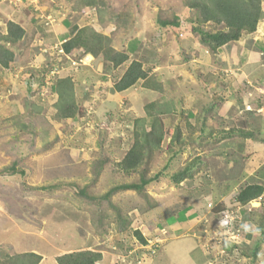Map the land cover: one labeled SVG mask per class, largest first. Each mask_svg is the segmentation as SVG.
<instances>
[{
  "label": "rangeland",
  "instance_id": "1",
  "mask_svg": "<svg viewBox=\"0 0 264 264\" xmlns=\"http://www.w3.org/2000/svg\"><path fill=\"white\" fill-rule=\"evenodd\" d=\"M104 1L106 5L94 12L103 29L114 24L109 29L111 32L124 29L129 30L131 38L136 35L134 33L139 37L138 34L149 28L160 29L156 21L159 12L164 10V18L179 17L180 27L171 31L183 40L184 47L190 48L186 49L187 52L191 49L195 51L194 55L188 52L191 57L186 61L177 46L173 54L174 64L158 75L163 78L165 93L171 100L170 105H162V109H175L164 119L166 130L162 149L149 161L147 175L161 172V176L146 186V195L136 190H121L105 197L118 184L140 180V173L125 174L117 165L131 146L132 141L128 143L132 140L130 134L136 127L132 123L135 114H130V109L126 110L125 103L118 107L108 101L84 104L81 106L82 114L75 121H62L56 118L58 101L53 103L48 99L52 84L50 87L45 84L41 88L44 92L39 94L41 98L34 101L38 103L28 101L32 107H27V110L38 112V116L33 117L29 112L23 116L17 114L16 109L22 101H14L15 92L12 89L7 94L8 89L1 87L0 254L34 251L42 254L43 258L46 256L43 264H58V256L85 250L102 254L110 252L112 262L121 264H258L242 252L250 251L256 243L248 238L247 233L256 232L261 219L259 213L264 206L253 214L246 209L247 214H243V208L234 210L236 219H231L227 225L225 218L206 208L205 201L209 199L218 205L224 203L220 200L227 195L230 185L223 184L224 178L230 179L231 185L235 186L241 176L247 174L248 167H258L261 160L254 159L256 145L250 144L235 131L228 133L230 128H245L257 133L258 128H264V120H258L263 118L262 115L247 111L251 115L249 120L246 113L231 119L224 118V110L231 102L222 104L227 99L226 94L216 91L210 84V81L217 80L210 68H220L224 56L220 51L217 55L206 50L200 56L196 54L202 46L186 20L194 11L186 6L185 0ZM47 2L53 9L64 10L74 22L94 17L85 16L80 0ZM11 6L18 9L14 4ZM113 14L124 17L121 27L114 20L110 21ZM207 28L213 29V25ZM255 33L243 35L248 50L255 46L256 49L264 48V18ZM188 37L191 41L187 43ZM143 40L148 41L147 38ZM239 55L242 60L245 58L242 52ZM262 56L263 60L258 62L264 66V52ZM237 61L238 58L232 57L233 65ZM225 62L227 65L228 60ZM256 68L261 70L259 66ZM259 77L264 79V73H260ZM218 79H224V75L218 76ZM248 79L256 89H248L253 94L248 93L246 97L253 99L258 88L264 98L263 86L258 85L263 81L257 83L252 77ZM136 86L138 89L139 83ZM34 90L38 91L36 87ZM262 97L256 98L258 103H264ZM153 99H156V94L150 93L140 101ZM7 104L10 106L7 107ZM246 104V109H250ZM252 116H258V119ZM187 121L193 127L188 126ZM144 122L141 119L138 125L141 127ZM178 127L182 130L183 145L171 144L172 135ZM245 156L249 157L248 161ZM259 156L262 158L264 152ZM196 157L202 158L199 162L201 168L193 169V177L175 183L173 174L184 169ZM97 158L106 160L99 177L93 172ZM263 171L264 165L257 169V177L264 176ZM253 177L247 181H258ZM83 190L86 194L81 193ZM232 193L227 199L233 197ZM187 207L197 209L199 216L192 217L189 209L186 212ZM127 221L131 222L130 228L120 232ZM175 221L186 227L181 229L184 231L177 234L170 232V226ZM197 226L200 232H196ZM235 226L241 229V235L235 234ZM137 229L144 231L148 240L146 246L134 235ZM225 242L237 243L239 248L226 251ZM130 255L135 256L137 261L128 263ZM258 257L257 261L264 258V244ZM103 264H107L106 261Z\"/></svg>",
  "mask_w": 264,
  "mask_h": 264
},
{
  "label": "crops",
  "instance_id": "2",
  "mask_svg": "<svg viewBox=\"0 0 264 264\" xmlns=\"http://www.w3.org/2000/svg\"><path fill=\"white\" fill-rule=\"evenodd\" d=\"M47 1L48 0H23L19 4H16V7L18 9H14V7L11 6V4H9L7 1L5 2L4 0H0V33H7V22L10 20L19 23L26 31L24 39L15 47L17 59L11 62L9 67L0 65V88L2 87L12 89L15 92L13 98L14 101H16L17 99L18 101H22V103L16 108L18 110L17 114L26 116V114L29 112V110H27V107H32L29 105V103H38L34 101L41 98L39 94H42L44 92L43 89L41 90V88L45 86L46 78L48 75H45L44 73V76H42L43 71L46 68L47 64H51V62L55 63L57 57L59 56L55 50V47H61L63 43L73 37V27L75 25L79 26L80 28L88 25L93 26L97 31L105 35L113 37L115 48L127 52L130 56L129 61H127L119 68H114L113 66L106 64L102 58L95 57L89 54V59L91 60L89 64L81 65L78 68L69 67L63 73L64 75H62L61 78H72L75 84L77 103L80 106H83L84 104H91L92 102L97 103L98 101L101 103L103 101H108L109 103H114L117 107L122 103H125L127 105L126 110L130 109V114L132 112L135 114V118H133L132 122L133 126L135 127V121L144 119L145 127L150 130L154 117L147 114V104L156 101L160 105H167L166 102L169 101V98L165 93L166 87L163 82V78H160V76H158L159 73H161L163 69L174 64L173 54L175 53L176 48L178 49V47H180V50L178 51L183 53L184 59H186V61H188L191 57L188 52H190L191 54L195 52L194 49H191L187 52L186 49L189 50L190 48L184 47V44L182 43L183 40L178 39L177 36L174 35L173 31H171V29L174 28H162L160 26V29L157 28L155 30L149 28L148 31L144 30L141 34H138L139 37L136 36L137 33H134L136 35L131 38L130 33H128L129 30L119 29L120 31L118 32L117 30L111 32V30L109 29L113 28L114 24H111L108 29H103L97 17H93V19L91 18L89 20V16L85 15L87 16L88 19L86 20L88 21H86L85 18H80L78 22H74L72 18L68 17L69 14L65 13L64 10L53 9L54 7L50 4L48 5ZM53 2L55 3V1ZM40 3L42 4V6H40ZM55 5L59 6L57 3ZM141 37H143V39L145 40L147 38L148 41L144 42L143 39L141 40ZM186 41L188 43L189 41H191V39L188 37L186 38ZM236 43L238 44H234V42L226 44L219 49L220 53L224 56V63L223 60H220V62L223 63L220 68L211 66L210 71H212L217 76V80L214 79L210 81V84H212L211 86H213L216 91H220L221 93L226 94L227 99L222 104L225 105V103H227L228 101L229 103L231 102L228 108H225V110L223 108L225 119H231L232 117L238 116L240 113H246L245 116H248L247 120H249L251 115H249V112L247 113V110L245 109L246 103L252 105V107L256 109V112L260 111V109L264 111V103H258L256 99L257 97H262L258 92V88L257 91L255 90V98L253 97L252 99L251 97H246L248 93H251V95L253 94L252 91H248V89H256L253 84H249L248 78L250 77L256 79L257 83L263 81L258 85H262V88L264 89V79L262 77H259L260 73L262 75L264 73V66L258 62V60H263L262 53L264 52V48L258 47V49H256L255 46L252 49L248 50L246 47L245 37H242L240 40L236 41ZM201 46V51L198 49V51L196 52V54L199 56L202 55V51H208L205 47H203L202 44ZM44 49H47V52H45ZM239 50H241L243 57H245L243 60L239 55L241 53L239 52ZM194 54L195 53H193L192 55ZM70 55L73 58L81 57L83 55L82 49H77L73 54ZM185 55L187 56L185 57ZM205 55L206 54H204V56ZM232 57L234 59L238 58V61L235 65L231 63ZM134 58L142 60L144 63V68L149 70V75L163 83L162 90L157 91L153 88L145 87V80H141L138 82L140 85L138 89L137 86H133L122 92H118L114 89L115 83L119 78L122 77ZM225 60H228L227 65L225 64ZM69 64L70 63L67 61L66 65L68 66ZM255 66H259L261 70L257 71L258 68H256ZM221 75H224V79L222 80L218 79V76ZM35 87L36 89H38V91L34 90ZM49 89H51V94H48V99H51L49 101L56 103L59 99V95L57 92V85L55 80L53 81L52 88ZM235 91H237L238 93H235ZM150 93L156 94V99L150 101H140L142 100L143 96H150ZM263 93L264 92H262V94ZM256 94L258 95L256 96ZM261 99L264 98L262 97ZM0 106H2L1 102ZM8 106L10 105L7 104V107ZM170 111L174 113L175 109L171 108ZM262 111L258 113L260 114V116L262 115L263 118L258 119V116H256V118L252 116V118L264 120V113H262ZM29 113L33 117L38 116V112L36 111H32ZM166 115L167 114H161L164 119L167 117ZM77 117L64 120L75 121ZM234 120L236 121L237 119L235 118ZM238 126L242 127L241 125ZM258 130V134L252 130L255 134L254 137L246 138V141H250V144L253 143L252 145H256L254 148V159L258 158L261 161L256 169H253V165L247 168V174L241 176L240 179V181L243 180V182L247 181V179L249 180L250 177L254 176L253 178H256L261 183H264V176L259 175L257 177L256 175L257 169L263 167L264 165V156L262 158L259 156L262 152H264V128L260 127L258 128ZM132 134H130L132 140L130 139L128 143H130L131 141L132 143L134 142L135 130L132 132ZM71 139L75 140V138ZM245 157L246 161H248L249 157ZM121 159L117 162L121 161ZM203 170L200 169V171ZM202 174L203 172L201 173V175ZM231 183L232 182L230 179L227 180L224 178L223 184H230L228 188L229 191L232 190L230 188L232 186ZM209 188H211V186ZM222 199H224L225 202L229 201L227 197H223ZM188 212L194 218L199 216V211L195 208L189 209ZM185 222L186 221H184V223ZM190 226H192V228H196V226ZM170 228V232L172 234H177L180 231H184L181 229L186 227L183 226L179 221H175V223H173ZM196 232H200L199 226H197ZM201 246L202 249H204L203 245ZM203 251L205 253V249ZM45 257L42 259L40 264H43ZM105 261L107 264H113L110 252H107V254L104 252L103 259L97 264H103ZM257 263L264 264V258L257 261Z\"/></svg>",
  "mask_w": 264,
  "mask_h": 264
},
{
  "label": "trees",
  "instance_id": "3",
  "mask_svg": "<svg viewBox=\"0 0 264 264\" xmlns=\"http://www.w3.org/2000/svg\"><path fill=\"white\" fill-rule=\"evenodd\" d=\"M264 0H185L186 6L194 11V14L186 18L187 22L191 25V31L198 38L200 43L213 55H217L219 49L226 44L240 40L245 34H252L257 31L259 23L264 18L263 9ZM82 12H86L90 8L104 7L106 2L104 0H80ZM164 10L159 12L157 23L162 28H179L180 21L177 15L173 18H164ZM115 21L118 27L124 23V17L121 14H113L110 21ZM102 21V20H101ZM208 25H213V29H208ZM74 35L71 39L62 44L63 49L68 54H73L77 49L84 50V53L92 54L95 57L102 58L106 64L119 68L127 61L130 56L124 50H118L113 46V39L111 36L105 35L97 31L93 26L73 27ZM25 29L15 21L7 22V33H0V65L9 67L10 63L17 59L15 47L25 37ZM54 65L48 64L44 69L42 76L49 72L50 68ZM145 80L144 86L153 88L160 91L163 89V83L158 79L149 75V70L144 68L142 60L134 58L126 69L121 78L117 80L114 89L118 92L125 91L139 81ZM57 92L59 95L57 106L56 118L58 120L75 118L82 114V108L77 103L75 94V84L71 77H62L56 80ZM171 101H167L170 105ZM163 106L158 102L153 101L146 106L147 114L154 117L152 127L148 130L145 125H138L140 120L135 121V137L132 146L126 151L121 161L117 162L119 169L125 174L140 173V180L138 182L121 183L113 187L105 197L112 196L115 192L121 190H136L137 192L146 195V186L152 182L157 181L161 172L148 176L149 161L152 156L162 149V144L165 139V122L161 114H170L168 109H162ZM187 125H193L187 121ZM238 133L240 137L252 138L254 132L251 130L231 128L229 134L232 132ZM231 133V134H232ZM182 130L177 128L176 132L172 135L171 144H181L183 142ZM181 152V150H179ZM178 152V153H179ZM176 154V153H175ZM202 158L196 157L191 160L188 165L173 174V181L177 184L185 179L193 177V169H199V162ZM106 160L97 158L94 160L93 172L96 177H99L103 171ZM86 194V191H81ZM264 193V184L259 181H251L245 183L240 189L237 199L246 204L250 200L257 198ZM152 205V204H151ZM153 206V205H152ZM190 208H186V212ZM222 209L219 206L217 210ZM120 211V210H119ZM261 216L260 221L256 228V232L247 233L248 238L256 242L250 251H243V255H249L253 263L258 260L259 253L262 245L264 244V207L259 213ZM131 222L127 221L125 227L120 228L121 231H126L130 228ZM134 235L141 240L142 243H147V239L140 230H135ZM229 242L225 243L228 250ZM235 246L239 248L238 244ZM154 254H152L153 256ZM43 256L37 252H21V253H5L0 254V264H40ZM58 264H97L103 259L102 252L85 250L74 251L58 256ZM121 264V263H116Z\"/></svg>",
  "mask_w": 264,
  "mask_h": 264
},
{
  "label": "clouds",
  "instance_id": "4",
  "mask_svg": "<svg viewBox=\"0 0 264 264\" xmlns=\"http://www.w3.org/2000/svg\"><path fill=\"white\" fill-rule=\"evenodd\" d=\"M5 2L7 1L9 4H14L15 6H17L16 4H19L20 2H17V3H11L9 0H4ZM23 1V0H22ZM96 11V8H90V9H88L86 12H85V14L86 15H88V16H94L95 18L97 17V16H95L94 15V12ZM57 50H56V52H57V54L59 55V50L60 49H63V47L61 46V47H55ZM64 50V49H63ZM64 52H65V50H64ZM82 52H83V55L81 56V57H78V58H73L70 54H68V53H66L67 55H70L73 59H75V60H79V59H82V58H87V63L86 64H83V63H81L80 65H78V66H75V67H71V68H78V67H80L81 65H87V64H89L90 63V59H89V53H84V50H82ZM90 55H92V54H90ZM51 69V68H50ZM59 79V78H58ZM57 80V79H56ZM56 80H55V82H56ZM247 105V104H246ZM249 106H250V104H248ZM245 109H246V106H245ZM247 111H251V112H256V109L254 108V107H252V105L250 106V109H246ZM258 111V110H257ZM258 112H260V111H258ZM241 182V181H240ZM238 182L237 184H235V186H231L230 188L232 189L231 191H227L226 193H227V195H225L224 197H229V193H231L232 191H233V193H232V195H233V197H231V199L230 198H228L229 199V201L228 202H225V200L224 199H222V200H220V201H224V203H222V204H219L218 205V203H215V202H213L212 200H209V199H206L207 201H205V202H207L206 203V208L207 207H209V209H212L213 210V212H215V214H217V215H221V217H225V213L227 212V211H234V210H236V211H239V209H242L243 208V211L246 209L248 212H251V214H253V212H255V211H257L260 207H262V206H264V204H262L261 206H258V207H254L253 209H251V210H249V204L252 202V201H254V200H256L257 198H259L261 195H263L264 193H262L260 196H258L257 198H254V199H252V200H250L248 203H246V204H243V203H241L238 199H237V196H238V194H239V192H240V189L242 188V185L244 186L245 185V183H248L249 181H245L244 183L243 182ZM264 184V183H263ZM241 186V187H240ZM212 197V196H211ZM212 199V198H211ZM214 203V204H213ZM237 203H239L238 205H237ZM218 205V206H217ZM239 205L241 206L240 208H239ZM219 206H222V209H220V210H217V208H219ZM217 207V208H216ZM242 211V212H243ZM243 214H247V212L246 211H244V213ZM231 223V222H230ZM237 226V225H236ZM234 227L235 229H237V227ZM227 227H229V226H227ZM246 227V226H245ZM137 230H139V229H137ZM135 231V230H134ZM140 231L143 233V235L145 236V234H144V231L142 230V229H140ZM146 238V237H145ZM147 239V238H146ZM225 243H227V242H225ZM148 244V240H147V243H143L142 245L143 246H146ZM229 247H231L232 249L231 250H228V249H226V247H225V245H224V248L226 249V251H230V252H232V250H234L233 248H237L236 246H235V244L234 243H231V242H229ZM236 245H237V243H236ZM154 254V253H153ZM133 255V254H132ZM132 255H130V257H129V260H128V263H129V261H132L133 263L135 262V261H137L136 259V257L135 256H132ZM113 263V262H112ZM119 263H121V262H119ZM113 264H116V263H113Z\"/></svg>",
  "mask_w": 264,
  "mask_h": 264
},
{
  "label": "built area",
  "instance_id": "5",
  "mask_svg": "<svg viewBox=\"0 0 264 264\" xmlns=\"http://www.w3.org/2000/svg\"><path fill=\"white\" fill-rule=\"evenodd\" d=\"M9 1L11 3H13V2L17 3V2H21L22 0H9ZM67 61L70 63L68 66L66 65ZM81 63L86 64L87 63V58H82V59H79V60H75L70 55H67L64 52L63 49H60L59 50V56L57 57L56 62L54 63V65L51 67V69L47 73L48 75H47V78H46V84L50 86L51 84H53L54 80H56L58 78H61V76L64 75L63 73L67 70V68L78 66ZM9 92H11V89H8L7 94ZM1 97H3V93L0 90V98ZM248 107L250 108V106H248ZM91 108H92V106H91ZM91 108H90L89 113L91 112ZM238 204L239 203H237V205ZM262 204H264V194L261 195L259 198H257L256 200L252 201L249 204V210L253 209L254 207L261 206ZM240 207L241 206L239 205V208ZM234 213H235L234 211H231V212L227 211L225 213V217L224 218L227 220V225L230 224L231 219H236L235 216H234ZM234 231L236 232L235 234L241 235V229L240 228H237Z\"/></svg>",
  "mask_w": 264,
  "mask_h": 264
},
{
  "label": "bare ground",
  "instance_id": "6",
  "mask_svg": "<svg viewBox=\"0 0 264 264\" xmlns=\"http://www.w3.org/2000/svg\"><path fill=\"white\" fill-rule=\"evenodd\" d=\"M96 12V11H95Z\"/></svg>",
  "mask_w": 264,
  "mask_h": 264
}]
</instances>
